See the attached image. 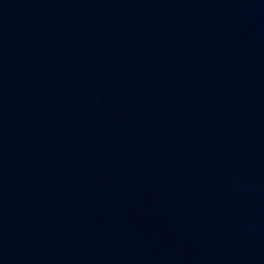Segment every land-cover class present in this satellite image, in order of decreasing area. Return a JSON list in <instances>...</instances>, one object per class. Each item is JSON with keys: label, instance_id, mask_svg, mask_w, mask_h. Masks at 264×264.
I'll list each match as a JSON object with an SVG mask.
<instances>
[{"label": "water", "instance_id": "1", "mask_svg": "<svg viewBox=\"0 0 264 264\" xmlns=\"http://www.w3.org/2000/svg\"><path fill=\"white\" fill-rule=\"evenodd\" d=\"M0 264H264V0H0Z\"/></svg>", "mask_w": 264, "mask_h": 264}]
</instances>
